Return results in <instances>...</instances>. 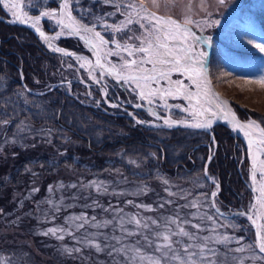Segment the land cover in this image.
<instances>
[{
  "label": "rangeland",
  "instance_id": "374dc122",
  "mask_svg": "<svg viewBox=\"0 0 264 264\" xmlns=\"http://www.w3.org/2000/svg\"><path fill=\"white\" fill-rule=\"evenodd\" d=\"M48 1L31 0L32 6L31 8H26V11L32 16H37L32 13L35 10L38 12L51 11L53 6L46 5ZM98 2H101L105 9L96 7L94 12H92L89 6L81 4V0H68L70 9L86 14L87 16L85 17L90 20L89 24L95 25L110 40L114 37L117 39V34L125 30H127L125 33H129V29L126 28L128 26L132 28L136 24L127 25L119 33L114 32V28L120 26L121 22L125 20L127 12L124 8L117 10L116 3H119L120 0H115L114 3L108 4L102 0ZM127 2L128 0H123V3ZM134 2L137 4L144 3V6L150 10L172 15L168 7L165 6V0H158L159 9L152 7L151 0H134ZM40 3L45 4V6H40ZM178 3L184 8L191 3V15L194 20L211 18L219 21L218 24L204 29L213 28L215 32H218L214 40V46L212 39L210 46L214 50L211 58L213 62L211 77L220 95L230 100L231 103L234 102L241 109H248L264 115V89L259 88L256 84L247 82L253 78L252 73L258 74L260 69H264V52H260L255 46L256 44H264V28L261 25L258 26L259 21L264 23V0H225L223 5L218 4V0H203V6H201V0H178ZM46 6L51 10H47ZM38 7L40 8L39 10L37 9ZM101 9L104 10L101 11ZM231 9H236V11L229 15L230 13L228 14L226 10L229 11ZM183 10L181 11V16L177 18H182ZM208 13L211 14L210 17L207 15ZM48 19L53 22L56 20L53 18ZM56 25L61 29L57 23ZM108 25L112 27H106ZM128 37L129 35L126 36V40ZM250 40L252 43H249ZM108 47L112 48V45L109 44ZM231 50L254 53L259 57L258 61L254 66L253 62H251V67L238 66L227 62L224 54L230 55ZM109 58L113 63H116L119 57L111 56ZM63 67L75 68L78 74L82 72L80 71L82 69L79 62L73 59H64ZM91 70L94 73L92 78L95 77L94 80L96 82L105 80L104 84L112 87L107 83L105 76L100 79L94 64ZM221 73L230 74L221 75ZM217 77L220 78L217 79ZM79 78L81 82H85L81 75ZM93 85L96 84L93 83ZM65 87L70 88L69 85H65ZM102 90L104 92V89ZM88 91L87 95L92 100L94 96L89 89ZM4 92L5 88L0 83V131L2 130L1 126H3V129L5 128L4 125L6 123L3 121L8 120L6 114L8 112L13 114L17 112L15 110L16 102L18 100L25 102L22 92L19 95H15V97ZM106 95L107 93L103 97ZM132 95L134 98L127 102L123 98L116 96L113 99L106 100V102L111 106L121 103L123 106L128 103L133 104L134 107H137V105L141 106L142 104L139 102L138 97L135 94ZM104 100L105 98L102 97L101 99H96L92 105L98 107L104 103ZM154 100L155 105L161 110L160 105H162V102L157 98ZM87 103L91 104L89 100ZM132 114L148 121L157 120L155 118L151 119L146 114L144 115L143 112L132 110ZM171 114L172 116H181L179 113L174 112L173 109ZM14 128L15 135L22 144L23 132L29 130L30 126L27 121L22 120L17 122ZM163 133H161V136H157L159 140L166 138L165 135L162 136ZM175 134L178 135V132H175ZM16 136L10 138L9 141L4 138L3 142L0 143V155L8 145H11V141L17 139ZM183 136V139L189 137L188 133L185 132ZM214 146L211 147L214 149ZM183 148L184 146H180L178 149H169L172 158H183L181 156ZM243 161L244 154L241 152L236 168L240 173L244 169L241 164ZM145 162H141L139 159L125 158L123 159L124 167H119L112 163L114 169H104L101 171L102 173L91 180L78 177L73 171L64 170L58 178L60 180L55 182L49 180L44 183L34 180L25 186L22 185V187H20V183L15 184L14 189L10 191V204L6 200L2 201L3 198H1L2 207L7 205L12 210L6 214L5 212L0 213V264H23L17 258L10 257L6 253L9 250L6 248L7 245L10 248H16L21 245L26 246L30 253V255L29 253L26 254L28 259L37 262L38 256L41 258L40 262L44 263L46 256L38 253V246L34 242V237L37 234L48 236L52 244H56L59 250L66 254L87 250L98 258L97 264H149L148 257L160 256V253L154 251V245L149 246L143 239V235H148L151 238V233L145 229L137 230L134 223L126 222L124 223V228L138 233L132 236L127 235L121 230V217L125 221L133 216L161 220L164 217L175 216L179 213L182 218L193 219L192 214L197 212V208L184 207V205L190 204L194 200L200 201V213L214 217L217 227L215 228V233H212L213 235H227L233 238L227 244L210 243L209 247L216 250V255L213 256L209 253V259L214 260L216 264H264V255L254 247L251 249L247 247L249 244H253L255 239L253 230L246 219L242 216L229 218L213 210L211 193L215 191V188L204 180L202 173H192L190 177L185 178V184L169 182L163 177L161 179L159 177L148 179L146 175L149 174V170L146 169ZM2 164L0 157V181L4 179L7 183H10L14 177H18V174L14 173L10 176L11 172H5L2 169ZM169 193H173V195ZM167 201H171V203H167ZM161 204L164 207H160ZM233 211L238 210L232 209L228 213L230 214ZM18 212L25 216L34 217L36 221L33 222L24 216L26 224L22 229L21 226H18V220L20 219ZM85 220H87V223L84 222ZM105 221H110V223L106 226H95L97 224L103 225ZM193 223H201L200 218L194 219ZM81 224H83V227H77ZM186 227L189 231H195L189 225H186ZM202 227L204 231L200 232L199 235L207 236L210 234L213 223L205 218L202 222ZM49 229H57V231L53 234L48 231ZM96 245H99V248ZM133 247L141 249V253L137 254L132 251ZM121 248H124V251H114V249ZM237 248H244L245 250L237 252L235 251ZM84 254L86 255L85 252ZM140 255H144L145 259L141 260ZM57 264L61 263L57 262Z\"/></svg>",
  "mask_w": 264,
  "mask_h": 264
},
{
  "label": "trees",
  "instance_id": "16d2710c",
  "mask_svg": "<svg viewBox=\"0 0 264 264\" xmlns=\"http://www.w3.org/2000/svg\"><path fill=\"white\" fill-rule=\"evenodd\" d=\"M81 4L89 6L92 12L96 7H103L101 2L91 0H81ZM47 5L53 6L55 2ZM168 9L170 13L181 16L183 8L178 3V6H168ZM0 17L8 18L1 5ZM80 17L84 21H90L85 16ZM260 25L264 28L263 22L259 21L258 26ZM43 26L46 30L54 29L47 21L43 22ZM208 32L214 35V39L218 33L213 28H210V31L208 29ZM118 38L124 40L126 33L125 36L118 34ZM58 43L69 49L83 51L82 44L71 37L61 38ZM230 52V55L224 54L226 61L238 66L251 67V62L254 66L259 58L256 54L246 51ZM64 59L46 51L29 30L10 25L0 18V83L5 92L14 95L13 97L22 92L25 100L16 102L17 112L6 114L8 120L3 121L6 123L4 129L1 126L0 143L4 138L9 141L16 136L14 127L17 122L25 120L30 126L29 130L23 132L22 144L16 136L17 139L11 141V145L0 155L2 169L11 172L10 176L18 174V177L10 181L11 184L4 179L0 181V201L3 198L2 201L6 200L10 204V191L14 189L15 184L20 183L22 187L34 180L55 182L60 180L58 178L64 170L73 171L84 179H91L104 169H114L112 163L123 165L121 160L127 157L143 161L149 159L151 162L146 163V168L153 171L152 176L156 171L172 180H182L191 172L199 173L203 170L207 156V134L178 130V135L173 133L174 136L169 137L165 133L166 138L162 142H156L154 139L162 131L143 128L125 116L116 115L117 109L104 104L102 106L105 110L92 105L96 99L101 98L100 91L91 86L90 92L94 96L91 100L87 95L88 88L79 81L80 75L85 78L84 73L78 74L74 68L65 69ZM62 80L70 82L71 94L65 86L48 90ZM38 92L43 93L37 94ZM109 95L115 96L111 90ZM121 95L123 96V93ZM88 100L91 104L87 103ZM236 110L241 117L249 114L260 122L264 121L263 114L248 109L241 110L238 107ZM262 124L264 126V123ZM184 132L189 135L186 139H183ZM213 133L218 148L208 166V172L220 183V202L232 206L247 205L251 195L239 170L236 169L240 159L238 148L242 147V143L236 140L225 126H216ZM180 146H184L181 155L183 158L179 160L174 156L175 159H170L172 155L167 148L178 149ZM150 150L151 154H148ZM242 172L245 174V169ZM2 201L0 213H9L12 209L7 205L2 207ZM18 213L20 219L17 223L23 229L26 218L22 213ZM25 217L36 221L34 217ZM34 242L38 246V253L46 256L44 263L40 262L41 258L38 256L37 262L28 259L26 254L29 251L26 246L10 248L7 245L9 250L6 253L23 264H97L98 261V258L87 250L63 253L43 234L35 235Z\"/></svg>",
  "mask_w": 264,
  "mask_h": 264
},
{
  "label": "snow or ice",
  "instance_id": "6c2138e0",
  "mask_svg": "<svg viewBox=\"0 0 264 264\" xmlns=\"http://www.w3.org/2000/svg\"><path fill=\"white\" fill-rule=\"evenodd\" d=\"M114 2L115 0H104L106 4ZM151 4L155 9L160 7L158 0H151ZM218 4H225V0H218ZM0 5L11 13L14 18L13 22H30L45 41L58 38L63 34V29H68L70 34L76 35L83 32L84 35H80V39L85 40L90 46L95 56V68L100 69V79L104 78L105 73L114 76L118 82H123L124 85L131 87L133 92H137L141 100L147 99L151 104L155 98H158L163 102L165 108L171 107L167 103V98H182L187 102V106L181 108L180 105H176L175 107L190 113L194 121L190 126L210 128L213 120L220 117L228 120L234 129L243 131L248 141L249 155L252 161L253 192L258 193L247 213L248 219L256 227V238L254 243L247 247L249 249L254 247L260 253H264V158H262L264 157V127H261V123L264 121L258 123L255 119H249L246 123H241L230 107V102L222 99L212 90L208 51L205 47L210 46L211 37H206L201 33L204 28L218 24V20L211 18L194 20L191 15V3L184 8L182 18L178 19L172 15H160L157 11H149L144 3L137 4L134 0L123 3V0H120L119 3H116L117 10L124 8L127 15L121 25L114 28V32L119 33L122 28L133 23L139 24L141 29L139 35L133 34L127 38L125 43H120L115 37L111 41L105 39L99 31L93 34L95 26L87 27L75 20L71 12L68 11V0H63L59 11H42L34 18L30 17L26 11V8L32 6L31 0H0ZM170 5L178 6V0H165V6ZM201 6H203V0H201ZM207 15L211 16L210 13ZM41 17L56 19V23L61 26L62 31L57 32L55 37L45 36L38 26ZM193 26L200 32L193 31ZM249 43L252 41L250 40ZM109 44L114 45V48L108 47ZM255 46L260 52H264V44ZM54 51L63 52V49L55 48ZM65 55L72 54L65 53ZM111 56H118L119 63L111 62L108 59ZM78 59L84 60L83 57H78ZM85 64H91V61L85 60ZM81 67H84V64ZM174 74H178L181 78L173 79ZM229 74L221 73V75ZM89 75H92L91 71ZM251 75L253 78L247 82L264 89V69H260L258 74L252 73ZM219 78L217 77V79ZM139 106L137 105V107ZM152 114L156 115L154 111ZM164 123L171 126L176 122L165 119ZM257 173L259 178H257ZM218 190L219 185L217 184ZM169 194L173 195V193ZM216 195V191L211 193L213 198ZM167 203H171V201H167ZM211 206L215 207V203L213 202ZM160 207H164V205L161 204ZM184 207L197 208V212L192 214L193 219L182 218L179 213L161 220L133 216L125 221L121 217V230L129 236L138 234L124 228V223L127 222L134 223L137 230L145 229L151 233V238L148 235H143V239L149 246L154 245V251L160 253V256L148 257L149 264H216L214 260L208 258L209 253L213 256L216 255V250L210 248L209 244H227L233 238L227 235L212 234L215 233L217 227L215 219L211 215L199 212L200 201L194 200ZM216 211L219 213L218 208ZM197 217L200 218L201 223H193ZM205 218L212 221L213 227L209 235L201 236L199 233L204 231L202 222ZM84 222L87 223V220ZM108 223L110 221L95 226H106ZM186 225L195 231H189ZM77 227H83V224ZM48 231L55 234L57 229ZM96 246L99 248V245ZM131 250L137 254L141 253L139 248L133 247ZM244 250V248H237L235 251L242 252ZM114 251H124V248L114 249ZM140 259L144 260L145 256L140 255Z\"/></svg>",
  "mask_w": 264,
  "mask_h": 264
},
{
  "label": "water",
  "instance_id": "95a60500",
  "mask_svg": "<svg viewBox=\"0 0 264 264\" xmlns=\"http://www.w3.org/2000/svg\"><path fill=\"white\" fill-rule=\"evenodd\" d=\"M62 2H63V0H58V2H57L58 8L56 9V11H59V10H60V4H61ZM52 11H53V10H52ZM71 14H72V13H71ZM72 17H73L75 20H77L80 24H82V25H84V26H87V27H92L91 25H87V24H84L83 22H81V21H80L76 16H74L73 14H72ZM13 19H14V18H13ZM7 22H8V23H11V24H17V25H19V26H21V27H24V28L30 30V31H31V32L37 37V39H38L39 41H41V43L44 45V47H45L47 50L51 51V52H54V53H57V54H60V55H63V56H70V57H73V58H75V59L78 58V57H81V54H82L81 52H78V51H69V50H67V49H65V48H62V47L58 46L55 42H53L52 39H50L49 41H45L44 39H42L41 36L39 35V33L36 31V29H35L34 27L31 26V23H30V22L21 23V22H19V21H17V22H13V20H7ZM39 28H40L41 31L44 32L45 36H48V37H50V38L56 36V33H48V32H46V31H44L40 26H39ZM64 30H66V31H68V32L70 33V30H68V29H64ZM96 31H98V30H97L96 28H94V30H93V34H94V32H96ZM80 35H84V34L80 33ZM80 35L70 34V36H72V37H76V38H78L79 40H81V41L87 46V50L91 53L92 50L90 49V46L86 43L85 40L80 39ZM63 36H64V35L62 34L60 37H63ZM49 44H51V45L54 46L55 48L63 49V52H56V51H54L55 48H51V47H49ZM111 45H112V44H111ZM65 53H71L72 55H65ZM86 56H87L88 60L91 61V63H95V56L93 55V52H92L90 55H86ZM98 70H99V72H100V69H99V68H98ZM105 75H106L108 78H110L111 80H115L112 76H109L107 73H105ZM212 89H213V91L216 93V91H215L213 85H212ZM127 105L130 106V107H134V106L131 105V104H127ZM141 108H143V107H141ZM143 109H145V108H143ZM126 112H127V116L134 118V119L136 120V122H138L141 126H143V127H147V128L152 127V126L149 125L148 123H146V122H144V121H142V120H140V119L134 117V116L132 115V112H131L130 110H126ZM218 118H219L218 120L213 121L211 127H212L213 125H215V124H224V125L228 126V127H229V128L235 133V134H237V135H238V136H239V137H240V138L246 143V145L248 146V141H247V138L245 137L243 131H240L239 129H234L233 126H232V124L229 123L228 120L222 119V118H220V117H218ZM236 118H237V120H239L241 123H246L245 121L240 120L237 116H236ZM165 119H169L168 114L165 116ZM170 121H174V120L171 119ZM171 125H173V126H175V127H182V128H188V129H197V130H205V131H207L208 129L211 128V127H210V128H197V127H192V126H190L191 124H180V123H178V122H176V123H174V124H171ZM155 127H157V128H158V127H166V124H165L164 122H161V123L157 124ZM261 127H262V126H261ZM251 167H252V162H250V174H251ZM250 183H251V191L253 192V187H254V185H253V182H252V179H251V178H250ZM253 194H254V196H256L254 192H253ZM254 202H255V200L253 201V203H254ZM241 213H244V212H241ZM247 213H248V212H247ZM247 213H246V216L248 217ZM250 222H251V220H250ZM251 225L253 226V228H254V230H255V235H256V227H255V225L252 224V222H251Z\"/></svg>",
  "mask_w": 264,
  "mask_h": 264
},
{
  "label": "bare ground",
  "instance_id": "6f19581e",
  "mask_svg": "<svg viewBox=\"0 0 264 264\" xmlns=\"http://www.w3.org/2000/svg\"><path fill=\"white\" fill-rule=\"evenodd\" d=\"M182 8L184 9V7L182 6ZM230 9V8H229ZM7 10V9H6ZM8 11V10H7ZM68 11L69 12H71V13H73V10L72 9H68ZM227 12H228V14L229 15H232L233 14V12L234 11H236V9H231V10H226ZM9 12V11H8ZM75 12H77L76 10H75ZM10 13V12H9ZM235 13V12H234ZM30 17H32V18H34L35 16H32V15H30V14H28ZM10 16H11V18H12V15H11V13H10ZM87 16V15H86ZM59 27H54V29H50L49 31H48V33H57V29H58ZM133 28H134V26H133ZM133 28H131V26H128L126 29H129V30H133ZM127 30H125L124 32H120V34L121 35H124L125 36V32H126ZM133 34H135L136 35V32H134V33H132V31H129V33H126V36L127 35H129V36H132ZM63 37H58V38H56V39H52V41L53 42H55L58 46H60V47H62V48H65V49H67L66 47H64V46H62V45H60L59 43H58V41L61 39V38H69L70 36L69 35H67V34H65V33H63ZM117 40L120 42V43H125L127 40H126V38L124 39V40H122V39H118L117 38ZM39 41V40H38ZM40 43H41V41H39ZM42 44V43H41ZM43 45V44H42ZM44 46V45H43ZM225 46H227V44H225ZM114 47V46H113ZM51 48H55L54 46H52L51 45ZM46 49V48H45ZM46 51H48V52H51V51H49V50H47L46 49ZM51 53H53V52H51ZM125 55H126V53H124ZM86 55H90L89 53H87V52H83L82 54H81V57H83L84 58V60H81V59H77V61L79 62V64L80 65H82V64H84V66L86 65L85 64V60H87L88 58H87V56ZM228 62V61H227ZM116 63H119V58H118V60H117V62ZM213 66V62L211 61V59L208 61V67H209V72H210V79L212 80V77H211V67ZM20 76H21V78H22V74L20 73ZM83 78V77H82ZM84 79V81L85 82H88L87 81V79L86 78H83ZM173 79H176V78H173ZM212 83L214 84V82H213V80H212ZM55 87H57V86H55V85H52L48 90H52V89H54ZM98 89H99V87H97ZM113 93H114V95L116 96V97H120L121 96V94L122 93H124L126 90L130 93V94H135L137 97H138V100H139V102L142 104L141 106H139V107H137L139 110H141V111H144V110H147V109H151V111H154L155 113H158V115H160L161 113H160V111H159V107L158 106H156L155 104V100H153V103H151V104H149L148 103V100L147 99H145V100H141L140 98H139V96H138V93L137 92H133L132 91V89H131V87H129L128 85H124L123 84V82H120V84H118L117 86H115V87H112L111 89H110ZM110 90L108 91V94H110ZM216 93L218 94V95H220V93L218 92V91H216ZM221 97H222V99H224V100H228V99H226V98H224L222 95H220ZM111 97H114V96H111ZM158 99V98H157ZM171 99V97H169V98H167V103H168V105H170L169 104V100ZM159 100V99H158ZM229 102H230V100H228ZM160 102H162V101H160ZM236 104L233 102V103H231L230 102V107L232 108V110H233V107L235 106ZM161 106V105H160ZM162 106H163V102H162ZM141 107H143V108H145V109H143V108H141ZM161 119H163V120H165V114L164 113H162L161 114ZM167 120H171V118L169 117V119H167ZM175 122H178V123H180V124H192L194 121L192 120V121H186V120H181L180 118L178 119V120H175ZM215 125H217V124H215ZM215 125H213V126H215ZM172 126V125H171ZM212 126V127H213ZM214 129V128H213ZM213 129H211V131H212V133H213ZM165 132H166V134L169 136V137H172V135H173V133H175V130L174 129H171V128H166V130H165ZM174 136V135H173ZM247 151H248V156H249V159H250V161H251V157H250V155H249V149H248V146L245 148ZM210 151L212 152L213 151V148H210ZM262 158H264V157H262ZM252 162V161H251ZM250 171V170H249ZM248 172V171H247ZM241 177H243V174H242V172H241ZM245 178H248L249 177V175L248 174H246L245 176H244ZM257 178H259V174L257 173Z\"/></svg>",
  "mask_w": 264,
  "mask_h": 264
}]
</instances>
